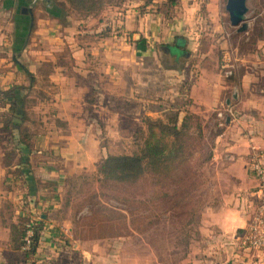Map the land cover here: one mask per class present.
Masks as SVG:
<instances>
[{"label":"crops","instance_id":"crops-1","mask_svg":"<svg viewBox=\"0 0 264 264\" xmlns=\"http://www.w3.org/2000/svg\"><path fill=\"white\" fill-rule=\"evenodd\" d=\"M164 1L123 0L83 17L66 0H55L56 12L41 1L0 0V64H14L6 87L25 85L39 113L30 140L40 148L18 171L15 212L42 218L47 229L23 260L9 221L1 223L0 264H167L144 232L83 241L58 209L65 174L96 165L108 153L104 141L125 136V126L144 128L143 116L170 111L217 130L201 170L199 215L170 232L184 238L179 262L264 264V247L249 250L240 239L260 199L250 162H264V0H246L242 31L226 0H177L162 11ZM32 152L40 162L31 168Z\"/></svg>","mask_w":264,"mask_h":264},{"label":"rangeland","instance_id":"rangeland-1","mask_svg":"<svg viewBox=\"0 0 264 264\" xmlns=\"http://www.w3.org/2000/svg\"><path fill=\"white\" fill-rule=\"evenodd\" d=\"M8 62L9 60L0 64V72H4L0 76V88L14 83V78L7 76L6 73L14 68V64ZM31 92H27L29 94L25 99L27 114L20 123L19 133L21 137L27 138L31 149L36 150L40 145L35 143V139H32L33 142L30 139L39 130L36 123L39 113L31 110L35 99ZM8 114V105L0 97V224L2 225L12 221V218L17 220L18 214L15 209H21L19 201L23 199V196H19L22 177L18 175L19 153L15 144L18 129L15 125L9 128L6 126ZM199 121H201L200 117ZM125 127L123 128L125 136L119 137L115 134L104 141L106 143L103 146L108 153L131 152L137 148L138 140L135 139L134 133L140 127ZM203 128L205 144L194 155L192 169L183 180H180L178 175L169 179H160L158 176L151 177L145 174L133 184L104 183L97 171L100 160L92 167L65 174L59 184L58 215L69 220L70 232L68 230L67 232L83 241L97 238L98 241H103L101 239L103 236L124 235L132 230L138 233L142 231L148 244L155 246L161 253L162 260L167 264L169 262L181 264L179 260L182 259L184 238L173 240L170 232L175 225L183 227L184 223H195V217L199 215L201 209L200 188L204 181L201 170L211 152L212 138L216 131L212 123L205 124ZM30 156L32 168L35 162H40V159L35 152ZM164 193L168 197L164 196ZM14 200L17 202L13 203ZM172 244L179 248L172 251ZM128 246L129 249H136L134 241Z\"/></svg>","mask_w":264,"mask_h":264},{"label":"trees","instance_id":"trees-1","mask_svg":"<svg viewBox=\"0 0 264 264\" xmlns=\"http://www.w3.org/2000/svg\"><path fill=\"white\" fill-rule=\"evenodd\" d=\"M66 1L70 9L85 17L97 14L106 4H119L123 0ZM176 2L177 0H165L160 8L165 11ZM60 3L65 2L60 1ZM232 72L231 69L228 76H231ZM25 90L26 86L23 84L0 88V97L4 99L9 110L6 126L9 128L15 125L18 129L15 144L19 153L20 168L27 167L28 153L31 150L27 138L21 137L19 133L20 123L26 116ZM141 120L144 128L140 127L134 133L135 139L138 140L137 148L131 152L108 153L98 163L97 171L101 181L112 184H133L145 174L151 177L158 176L160 179H169L177 175L180 180L185 179L192 169L194 155L203 147L206 140L204 124L199 121V117L188 112L179 121L178 112L170 111L164 116L145 115ZM164 196L168 197L166 193ZM8 226L11 248L14 254L23 260L29 259L36 251L39 238L47 230L42 218H33L27 213L18 216L15 221H10ZM47 235L52 234H48L47 231ZM26 237L29 239L28 242Z\"/></svg>","mask_w":264,"mask_h":264},{"label":"built area","instance_id":"built-area-1","mask_svg":"<svg viewBox=\"0 0 264 264\" xmlns=\"http://www.w3.org/2000/svg\"><path fill=\"white\" fill-rule=\"evenodd\" d=\"M250 168L258 180V193L260 199L240 239L245 248L253 250L264 247V162L256 157L251 160ZM26 240L27 242L29 241L27 237ZM182 264L193 263L186 262Z\"/></svg>","mask_w":264,"mask_h":264},{"label":"water","instance_id":"water-1","mask_svg":"<svg viewBox=\"0 0 264 264\" xmlns=\"http://www.w3.org/2000/svg\"><path fill=\"white\" fill-rule=\"evenodd\" d=\"M34 2L45 3L46 8L50 12L58 11L55 0H32ZM55 8L57 9L55 11ZM225 10L228 12V18L231 24L238 26L239 31L245 30L248 26V16L245 15L247 10L246 0H226Z\"/></svg>","mask_w":264,"mask_h":264}]
</instances>
